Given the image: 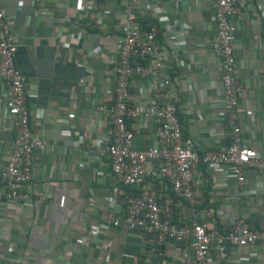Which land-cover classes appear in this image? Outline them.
I'll return each mask as SVG.
<instances>
[{
    "label": "crops",
    "instance_id": "0c3cea01",
    "mask_svg": "<svg viewBox=\"0 0 264 264\" xmlns=\"http://www.w3.org/2000/svg\"><path fill=\"white\" fill-rule=\"evenodd\" d=\"M20 1L2 0V5L17 44L16 64L30 82L31 129L47 147L35 153L36 181L26 186L33 204L0 199V264H193L187 243L168 244L164 254L154 258L139 231L111 229L95 235L101 212L109 206L107 198L115 199L123 214L125 205L116 193L130 190L114 176L111 159L95 152L98 142L109 141V121L98 106L110 105L115 98L116 77L107 73L118 63L128 1ZM259 2L264 10V0H248L234 19L241 136L246 147L256 150L264 143V13L257 10ZM133 8L139 26L167 20L185 31L179 35L185 42L180 53L170 52L164 64V75L171 80L169 95L185 138L200 153L226 147L230 140L221 104V64L213 49V2L140 0ZM63 37L69 45H63ZM159 42L164 36L159 35ZM148 85L134 77L129 103L145 105ZM6 96L0 76V173L15 146V131L3 107ZM132 126L139 130L136 149L154 144L153 123ZM203 166L197 170L204 179L201 207L211 227L225 232L230 219L241 216L250 228L262 230L264 173L247 169L244 194H239L234 180L215 176ZM148 184L174 199L173 222L190 223L191 208L168 182ZM43 195L50 201L42 202ZM210 264H262V247H231L227 258L213 250Z\"/></svg>",
    "mask_w": 264,
    "mask_h": 264
},
{
    "label": "built area",
    "instance_id": "2783aa9c",
    "mask_svg": "<svg viewBox=\"0 0 264 264\" xmlns=\"http://www.w3.org/2000/svg\"><path fill=\"white\" fill-rule=\"evenodd\" d=\"M88 1L92 5L101 2ZM127 1L118 63L107 73L116 77L115 98L110 105L98 106L109 121V141L106 144L98 142L95 152L111 159L114 176L130 190L116 193L123 199V214L117 211L116 200L107 198L109 206L101 212L95 235L107 234L111 229L139 231L150 256L154 258L161 257L168 244L187 243L193 252V264H210L213 250L227 258L231 247L258 245L262 247L264 264V228H250L243 217L234 216L225 232L213 229L201 207L204 179L197 175L198 168L204 165L215 176L234 180L238 193L244 194L246 170L264 173V143L259 150L246 147L239 120L241 107L238 101L242 84L236 70L234 19L245 10L248 0H210L215 7L217 33L213 49L221 64V104L230 142L226 147L204 153L185 138L178 108L169 95L171 80L163 71L168 54L178 55V50L185 44L179 37L185 31L167 20L154 22L149 28L139 26L133 3L140 0ZM257 10L264 13L260 2ZM12 32L11 20L0 0V76L7 89L3 107L15 131L13 153L0 173V199L21 206L34 202L33 193L26 186L30 187L36 181L34 156L38 150H44L47 143L31 129L27 104L30 82L16 64L17 44ZM159 35L164 36L163 43L159 42ZM68 36L69 39L77 37ZM70 42L62 38L64 46ZM134 77L149 81L150 99L145 105L129 103ZM134 122L154 124V144L141 150L134 147V138L139 132L132 126ZM152 180L168 182L174 194L189 205V224L173 222L174 199L150 186L148 183ZM39 199L49 202L50 196L43 195Z\"/></svg>",
    "mask_w": 264,
    "mask_h": 264
},
{
    "label": "trees",
    "instance_id": "16d2710c",
    "mask_svg": "<svg viewBox=\"0 0 264 264\" xmlns=\"http://www.w3.org/2000/svg\"><path fill=\"white\" fill-rule=\"evenodd\" d=\"M154 22H157V21L155 20ZM154 22H153V23H154ZM153 23H151V24H153ZM151 24H150L149 26L145 27V28H149V27L151 26ZM203 167H204V166H203Z\"/></svg>",
    "mask_w": 264,
    "mask_h": 264
}]
</instances>
